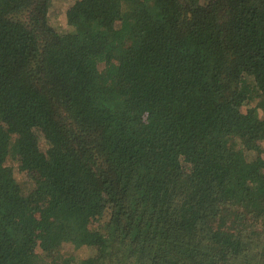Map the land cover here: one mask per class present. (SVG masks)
<instances>
[{"label":"trees","instance_id":"16d2710c","mask_svg":"<svg viewBox=\"0 0 264 264\" xmlns=\"http://www.w3.org/2000/svg\"><path fill=\"white\" fill-rule=\"evenodd\" d=\"M75 1L0 0V264H264V0Z\"/></svg>","mask_w":264,"mask_h":264},{"label":"rangeland","instance_id":"374dc122","mask_svg":"<svg viewBox=\"0 0 264 264\" xmlns=\"http://www.w3.org/2000/svg\"><path fill=\"white\" fill-rule=\"evenodd\" d=\"M202 3L205 1L208 2L209 0H200ZM75 0H54L51 8H50V14H49V22L50 25L59 33L64 34L71 31V27L68 25L67 22V11L69 8L75 3ZM125 10H128L129 7L125 6ZM256 104H253L251 107H255ZM259 115L262 117L264 116L263 112L259 110ZM41 141L45 144L46 147V141L43 137H41ZM261 147L264 149V143H261ZM264 158V154H263ZM11 162L9 165L14 167V171L16 174V177L23 181L29 188V191H33L38 185L35 183V175L32 176L30 174H27L26 172L21 171L20 169V163L17 159L13 160V158L10 160ZM69 248V247H68ZM38 260L40 264H45L49 261L50 256L48 254H45L42 252L41 249H38ZM66 253H69L72 256H75L78 260H83L85 258L91 257L96 254V250L92 247H82L79 249H73V250H67L64 251Z\"/></svg>","mask_w":264,"mask_h":264}]
</instances>
